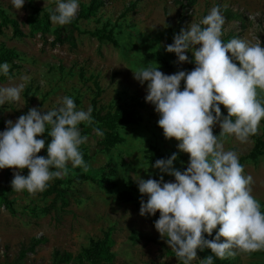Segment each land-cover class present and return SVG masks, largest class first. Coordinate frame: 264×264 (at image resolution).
Segmentation results:
<instances>
[{"label": "rangeland", "instance_id": "1", "mask_svg": "<svg viewBox=\"0 0 264 264\" xmlns=\"http://www.w3.org/2000/svg\"><path fill=\"white\" fill-rule=\"evenodd\" d=\"M89 1L78 0V3L86 5ZM103 1L104 6L93 18L77 21V30L64 27L66 32L71 29V45L52 44L51 33L31 34L24 25L29 14L37 11L41 16L54 9L56 0H25L19 11L13 8L11 0H0V10L15 21L23 33L22 37L14 38L10 27L2 29L0 47L14 51L17 60L9 64L10 76L0 80V87L25 84L19 101L0 106V132L5 130L6 121L15 122L31 108L47 112L59 107L65 96L74 100L77 110L84 111L92 107L94 99V110L100 117L120 111L132 113L130 122L115 125L116 142L107 151L97 144L101 136L96 135L95 124L84 123L93 129L88 134V130L83 132L84 128L79 126L81 135L87 137L86 143L80 146L88 166L83 171L96 178L97 171L110 164L114 170L110 182L115 191L128 192L132 200L121 201L92 182L76 181L69 185L65 195L67 204L63 206L58 198L53 199L54 193L43 198L40 192L33 195L12 190L11 181L17 170L0 169V189H8L5 194L13 212L0 207V264H49L53 250L69 253L75 258L89 247L90 241L101 239L106 232L113 240L112 264H183L168 247L166 238H161L151 224L152 216H140V201L147 196H141L135 181L138 177L159 180L162 175L153 167L155 162L149 157L150 146L159 154L176 153L173 166L180 171L186 170L189 157L178 151L177 141L164 138L158 127L159 114L154 105L145 102L147 82L141 85L133 73L140 67L150 66V62L158 64L165 75L191 71L187 69V63L177 64L175 54L167 53L165 48L173 42L180 15L186 16L182 22V28L186 29L192 22L199 23L213 7L228 9L243 18L242 25L224 20L223 34L248 42H254L258 36L264 47V0H194L187 9H182L175 0ZM177 1L185 4L183 0ZM122 13H125L123 17L120 16ZM50 26L57 25L50 20ZM101 29L111 33L113 42L98 41L91 35ZM187 55L193 60L190 52ZM1 75L3 72H0V79ZM25 77L27 79H23ZM260 98L264 100V93ZM105 129L100 128L101 131ZM219 132L217 125L214 134L219 135ZM256 136L264 142V119ZM43 140L45 148L37 155L46 157L49 142ZM253 145L252 138L245 143L233 137L224 141L226 150L239 154L244 175L253 178L252 195L264 211V158L245 159ZM20 174L26 177L28 170L24 169ZM163 177L164 182H174L172 176L163 174ZM48 187L61 188L56 178L49 181ZM51 204L52 208L45 212ZM33 239H41V244L34 248L33 254L26 253L19 258L21 246L26 247ZM205 252L204 257L212 255L210 250ZM199 260L197 257L191 264H199ZM228 260L230 264H264V255L238 253Z\"/></svg>", "mask_w": 264, "mask_h": 264}, {"label": "clouds", "instance_id": "2", "mask_svg": "<svg viewBox=\"0 0 264 264\" xmlns=\"http://www.w3.org/2000/svg\"><path fill=\"white\" fill-rule=\"evenodd\" d=\"M11 4L19 11L25 0H11ZM78 9V0H56V7L49 10L50 20L68 25ZM224 23L219 7H213L199 23L182 28L166 46L177 64L194 63L191 71L165 75L158 64L150 62L132 72L141 85L147 82L145 102L159 114L158 127L164 138L177 141L178 151L189 157L184 171L174 168L177 154L173 153L153 165L162 174L159 180L138 177L135 181L141 196H147L146 202L140 201V216L159 213L154 228L183 264L197 260V252L204 249L212 255L199 264H213V255L226 259L264 250V212L252 195L253 178L244 175L239 154L224 147L229 137L248 142L264 119L260 98L264 47L258 36L254 42L240 38L224 42ZM9 69L8 63L0 65L5 75ZM24 87V83L0 87V106L19 101ZM221 106L227 116L222 115ZM91 113L90 106L87 111L77 110L74 100L65 96L53 110L31 108L15 122L6 121L0 132V169L17 170L12 190L33 195L43 192L49 181L66 174L69 163L87 170L80 151L87 137L78 126L91 125ZM217 125L219 135L214 134ZM46 130L51 138L47 156H38L45 148V141L38 137ZM95 133L103 135L98 128ZM24 169L28 170L26 177L20 174ZM163 174L174 177V182H164ZM214 231L213 239H205Z\"/></svg>", "mask_w": 264, "mask_h": 264}, {"label": "trees", "instance_id": "3", "mask_svg": "<svg viewBox=\"0 0 264 264\" xmlns=\"http://www.w3.org/2000/svg\"><path fill=\"white\" fill-rule=\"evenodd\" d=\"M185 4H182L181 1L175 0V2L182 8L187 9L194 3V0H183ZM104 6L103 0H90L86 5H79L78 13L76 17L71 21L70 24L64 25V26H50V12L43 13L41 16L38 15V12L35 11L31 14H29L24 19V25L28 28L29 33H39L41 36H43L46 33H51L53 36L52 44H71L73 45V38L71 36V29L67 32L65 31L66 26H69L75 30L76 23L79 20H88L90 18H93L97 12L102 9ZM131 7V5H130ZM221 15L224 17V20L226 21H237L242 25L243 18L238 13H232L228 9H220ZM125 13H122L120 16L123 17ZM164 17L166 18V14L164 12ZM186 19V16L180 15L176 27L175 34H178L180 30L182 29V22ZM165 26L168 27V22L165 19ZM10 27L11 28V35L14 38H20L23 36V33L18 28L15 21L9 19L2 10H0V34L2 33V29ZM93 37H96L98 41H102L103 39L105 41H111L113 42L111 38V33L109 31H106L105 29H101L100 32H94L91 33ZM232 37L230 35L223 34L222 40L224 42H228ZM17 60V54L9 49H5L3 47H0V65H3L4 63L11 64L12 61ZM191 61V59H189ZM195 67L194 63H187V69L192 70ZM10 72V71H9ZM8 72L7 75L3 74L1 75V79L5 77H9L10 73ZM98 95V92L96 93ZM91 108L92 113L91 117L93 120L92 124H95L98 129L100 128H106L103 132V135L101 136V139L97 142L98 146H101V150L107 151L113 144L116 142V138L114 135V127L117 124L122 123H128L132 119V113L130 112H115V114L109 116H103L100 117L99 113L94 110L95 101L92 99L91 101ZM221 112L222 115L227 116L226 110L221 106ZM80 127L84 128L83 132H86V134L89 133L90 127H87L84 125V123L79 125ZM78 126V127H79ZM1 128V124H0ZM39 139H45L47 142L50 143L51 138L47 134V130L45 133L38 137ZM254 140V145L251 149V151L248 153V155L245 157V159L249 160H255L258 157L264 158V142H262L256 135L250 137ZM149 157L152 161L156 162L158 159H167L171 155H163L159 154L156 151V148L153 146L149 147ZM85 156V151L83 152ZM88 157V156H87ZM89 158V157H88ZM85 160V158H83ZM85 162V161H84ZM97 177L95 178L90 172H84L82 167H73L67 165V171L64 175V178H56L57 184L61 186L60 189H55V187H47L43 192H40L41 196L45 198L46 196L50 195L51 193H54V200L55 198H58L60 204L65 206L66 199L65 195L68 193L69 185L76 181H89L94 184H96L99 188L103 189L105 192L114 194L119 200L128 202L131 201L132 198L128 192H120L117 193L114 189L113 183L110 182V180L114 177V170L110 164L104 165L102 168H100L97 173ZM6 190L8 189H0V207H3L5 210H8L10 213H13L11 210V202L7 201L6 198ZM27 192V191H24ZM144 201H147V197L144 198ZM52 208V204L49 205L45 212H48V210ZM261 211L263 209L261 208ZM159 218V213L157 212L154 216H152L151 224L154 225L155 221ZM215 237V233L213 232L212 236L205 235V239H213ZM41 244V239H33L32 242L27 245L26 247L21 246V249L19 250V258H23L26 253H34V248ZM113 247V240L110 237V233L106 232L103 234L101 239H98L96 241H90L89 247L86 249H83L80 253V255H77L75 258L71 256V254L66 252H59L57 250H53L50 254V261L49 264H112L113 255L110 252L111 248ZM208 249H204L203 251L197 252V257L200 259L204 258V253ZM260 255H264V250L255 252ZM152 264V263H149ZM213 264H230L228 258L226 259H219L216 258L213 255Z\"/></svg>", "mask_w": 264, "mask_h": 264}]
</instances>
